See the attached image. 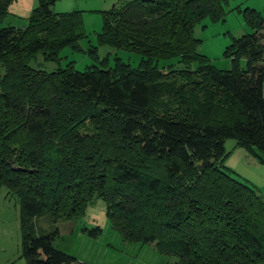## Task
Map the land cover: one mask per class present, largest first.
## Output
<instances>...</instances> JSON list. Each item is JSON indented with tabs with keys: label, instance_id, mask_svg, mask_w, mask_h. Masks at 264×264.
I'll return each mask as SVG.
<instances>
[{
	"label": "trees",
	"instance_id": "trees-1",
	"mask_svg": "<svg viewBox=\"0 0 264 264\" xmlns=\"http://www.w3.org/2000/svg\"><path fill=\"white\" fill-rule=\"evenodd\" d=\"M13 1L0 0V21ZM228 2L120 0L98 42L140 54L135 68H31L79 38L76 13H53L55 0H38L28 28H0V184L23 220H73L101 200L124 242L155 245L173 264H264V195L224 166L230 138L264 164V22L247 11L253 31L225 53L228 71L192 37ZM31 233L27 264H75L53 247L57 230Z\"/></svg>",
	"mask_w": 264,
	"mask_h": 264
},
{
	"label": "rangeland",
	"instance_id": "rangeland-1",
	"mask_svg": "<svg viewBox=\"0 0 264 264\" xmlns=\"http://www.w3.org/2000/svg\"><path fill=\"white\" fill-rule=\"evenodd\" d=\"M119 5L120 0H55L51 7L53 13H76L74 19L79 24L73 32L79 38L62 48L56 60H45L39 54L29 66L51 73L72 64L81 72L93 64L111 67L118 59L135 68L141 61L140 54L98 42L104 17ZM37 7L38 0H14L0 21V28H28ZM224 10L221 19L205 18L195 24L192 37L196 40L198 55L215 68L228 71L233 67L232 56L225 53L232 52L236 39L252 33L245 18L247 11H254L264 22V0H229ZM175 62L176 59L160 60L158 65ZM196 63L197 60L192 69L197 67ZM224 148V166L230 176L264 195V164L247 149L237 146L232 138L225 140ZM22 217L19 202L0 184V264H27L21 252L22 235L32 231L34 236H40L55 230L58 236L53 240V247L73 257L75 264H173L177 260L160 253L155 245L124 242L112 229L101 200H93L85 207L84 214L73 220L53 221L47 212L27 220Z\"/></svg>",
	"mask_w": 264,
	"mask_h": 264
}]
</instances>
